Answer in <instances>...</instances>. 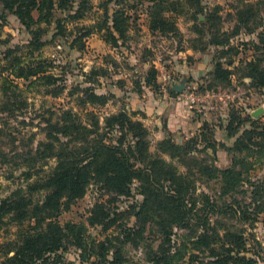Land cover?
<instances>
[{"label": "trees", "instance_id": "trees-1", "mask_svg": "<svg viewBox=\"0 0 264 264\" xmlns=\"http://www.w3.org/2000/svg\"><path fill=\"white\" fill-rule=\"evenodd\" d=\"M184 1L192 6V19L203 14L201 0H147L149 31L176 34L177 18L185 14ZM129 3L105 0L96 14L97 20L84 24L87 13L93 10L90 0H0V28L6 25L9 14L18 19L31 37L27 44L8 48L0 60V65L5 63L0 71L5 94L19 88L16 80L41 82L45 86L56 84L57 79L48 70L51 61L35 54H41L44 47L58 38H72L71 46L80 49L94 34L113 46L126 41L132 30L130 12L135 9ZM241 10V27L249 34L259 31V42L253 43L254 55L252 59H239L237 65L232 60L225 63L227 55L236 49L231 39L212 43L222 48L210 73L212 82L231 85L232 77L239 74L240 79H250L252 87L264 89V22L255 24L257 16L251 7ZM51 28L53 37L47 41L45 36ZM23 51H27L26 55ZM6 71H11V75L4 77ZM157 73L153 66L146 86L156 84ZM70 96L75 98L81 113L63 110L58 121L46 125V140L36 150L23 154L21 165L27 169L23 173L26 185L0 200V239L2 231L8 234L9 228H16L13 239L0 243L1 264H68L63 255L69 247L81 251L82 264L93 257L92 264H127L121 247L112 250L107 242L88 241L84 226L59 222L62 209L84 198L93 183L116 197L131 198L136 193L142 198L130 206L136 224L122 230L123 242L144 238L148 227H156L163 254L153 253L154 264H180L188 254V264L200 262L201 254L203 264L262 261L261 244L254 236L251 245L245 229L220 227L218 219L231 214L241 225L253 226L264 213V121L231 112L220 130L234 140L232 146L219 142L218 128L205 121L184 143L176 142L175 136L168 133L153 147L149 129L135 119V113H99L97 110L105 105L106 97L92 89H87L84 96ZM219 150L232 157L231 167L219 169L197 158L205 152L216 157ZM0 157L7 163L4 153L0 152ZM52 160L55 165L48 171L46 166ZM257 167L263 175L253 182L251 171ZM198 182H217L221 184V193L217 197L204 191L197 194ZM247 185L249 189H245ZM114 214L117 213L107 203H98L90 212L88 224L107 232L118 221L112 218ZM176 229L186 231V235L175 248L172 243ZM97 242L99 251L95 250Z\"/></svg>", "mask_w": 264, "mask_h": 264}, {"label": "rangeland", "instance_id": "rangeland-1", "mask_svg": "<svg viewBox=\"0 0 264 264\" xmlns=\"http://www.w3.org/2000/svg\"><path fill=\"white\" fill-rule=\"evenodd\" d=\"M103 1L105 0H90L93 10L87 13L82 23L91 24L97 20L96 14L101 11ZM129 1L130 5L135 6L130 12L132 30L128 39L121 41L119 45L107 44L99 34H94L86 39L83 49L71 46L72 38H58L55 43L44 47L41 54H35V57L41 55L42 59L51 61L48 65L52 67L48 70L57 79L54 86L11 77L16 80L19 88L5 94L4 81L0 77V152L7 157V163L0 157V200L8 197L20 185H26L23 173L27 169L21 165L23 154L36 150L46 140V125L58 121L63 110L74 109L81 113L75 98L70 95L84 96L87 89L95 90L98 95L106 97L105 105L97 110L99 113L116 114L122 110L129 114L135 113V119L142 121L149 129L153 147L168 133L173 134L176 142L182 144L191 139L198 130L185 131L178 128L175 133L170 132L168 118L152 119L139 108V103L143 100L153 101L154 106L161 99L163 103L170 105V111L175 112V115L190 114L192 122L194 119L201 120L202 125L209 121L210 125L218 128L217 139L225 141L228 146H232L234 140L225 139L220 127L226 124L231 112L238 111L243 116L251 115L255 118L253 114L260 111L261 114L255 119L264 121V89L252 87L251 80L240 79L239 74L232 77L231 85L214 83L210 75L222 50L213 45L215 42L231 39V45L236 48L224 59L225 63L232 60L237 65L239 59H252L255 48L253 43L259 42V31L249 34L244 30L239 23V12L249 6L257 16L255 24L264 22V0H201L204 12L198 15V19L191 18L192 6L184 1L185 14L177 18V33L165 35L149 31L147 0ZM111 7L115 9L114 6ZM52 30L53 28L48 31L45 40H52ZM30 38L18 19L8 14L6 25L0 28V60L8 48L27 44ZM236 51L240 53L238 56ZM26 53L27 51H23L24 55ZM153 66L158 71L157 82L146 86L145 80ZM4 67L5 63L2 62L0 71ZM3 75L10 76L11 71H6ZM168 77L170 81L166 82ZM176 84H184L185 90L174 98L173 88ZM156 96L158 98L154 100ZM192 122L191 125L194 124ZM197 158L219 169L232 166V157L223 150H219L216 157L211 152H205L197 155ZM54 165V160L49 161L46 169ZM178 166L181 170H186L182 165ZM262 175L263 171L257 167L251 171L250 179L255 182L254 179ZM197 188V194L204 191L217 197L221 193V184L217 182H198ZM245 189H249V185ZM134 195L131 198L116 197L101 185L93 183L84 198L62 209L59 222L62 225L73 223L84 226L88 241L107 242L112 250L121 247L127 264H154L151 262L153 253L163 254L160 248L162 240L156 227L155 230L148 227L144 238L123 242L122 230L136 224V219L130 215V206L142 201L139 195ZM241 198L243 199L242 196ZM98 203H107V207L117 213L112 218H117L118 221L107 232L102 227H91L88 224L90 212ZM218 221L223 228L245 229L251 245L254 236L261 244L262 261L259 264H264V213L256 223L251 224L253 226L250 223L241 225L231 214H225ZM9 231L11 232L8 234L1 232L0 243L13 239L16 228L11 227ZM185 235L186 231L176 229L172 246L176 248L181 244ZM99 242L95 245L96 251H99ZM190 247L189 245V252ZM191 253L198 255L195 251ZM80 255L81 251L76 247H69L63 257L68 264H82ZM200 256V262L193 264H203L201 261L204 255ZM2 261L0 252V264ZM93 261L95 257L85 264H92ZM184 261L180 264H188L190 254Z\"/></svg>", "mask_w": 264, "mask_h": 264}, {"label": "crops", "instance_id": "crops-1", "mask_svg": "<svg viewBox=\"0 0 264 264\" xmlns=\"http://www.w3.org/2000/svg\"><path fill=\"white\" fill-rule=\"evenodd\" d=\"M157 98H158V96H156V98H154V100H156ZM152 102L153 101L146 102V100H143L139 103V108H141V110L148 117H152V119H154V118L159 119L160 118V120H161L162 118H166V119L168 118V123H169L168 124V130L172 133H175L176 129H178V128L184 129L185 131H188L191 129L198 130L202 126L201 120H196V119L193 120V122L195 120L196 121L194 122V124L191 125L190 122H192V119L189 117L190 114H188L186 116H184L183 114H182L183 116L182 115L181 116L175 115V112L170 111V105H167V103H163L161 101V99H159L158 100L159 103H157L154 106H153ZM182 117H184V118H182ZM176 125H180L181 127H176ZM223 132H224L223 134H225V139L229 140L227 138L226 132L225 131H223ZM163 137L165 138V136H163ZM217 137H218V134L216 133V139H217ZM218 141L219 142H225V141H220V140H218Z\"/></svg>", "mask_w": 264, "mask_h": 264}, {"label": "water", "instance_id": "water-1", "mask_svg": "<svg viewBox=\"0 0 264 264\" xmlns=\"http://www.w3.org/2000/svg\"><path fill=\"white\" fill-rule=\"evenodd\" d=\"M174 90V98H177L179 94H181L185 90V85L184 84H176L173 88ZM261 114L260 111L254 113V117L257 118Z\"/></svg>", "mask_w": 264, "mask_h": 264}, {"label": "built area", "instance_id": "built-area-1", "mask_svg": "<svg viewBox=\"0 0 264 264\" xmlns=\"http://www.w3.org/2000/svg\"><path fill=\"white\" fill-rule=\"evenodd\" d=\"M170 81V78L168 77L167 79H166V82H169Z\"/></svg>", "mask_w": 264, "mask_h": 264}]
</instances>
